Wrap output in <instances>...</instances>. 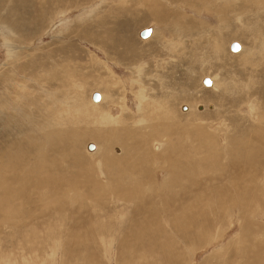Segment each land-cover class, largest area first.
<instances>
[{
	"label": "rangeland",
	"instance_id": "rangeland-1",
	"mask_svg": "<svg viewBox=\"0 0 264 264\" xmlns=\"http://www.w3.org/2000/svg\"><path fill=\"white\" fill-rule=\"evenodd\" d=\"M0 264H264V0H0Z\"/></svg>",
	"mask_w": 264,
	"mask_h": 264
},
{
	"label": "water",
	"instance_id": "water-1",
	"mask_svg": "<svg viewBox=\"0 0 264 264\" xmlns=\"http://www.w3.org/2000/svg\"><path fill=\"white\" fill-rule=\"evenodd\" d=\"M152 30L153 29L151 27L145 28V29H143L140 32V36L143 37V38H148L149 36H151ZM230 48H231L232 51H235V52L240 51L241 50V44L239 42H237V41H234V42H232ZM203 82H204L205 85H211V80H210L209 77H205L204 80H203ZM93 99L95 101H100L101 94L99 92H95L93 94ZM88 147H89V149L92 150L95 146H94V144H89Z\"/></svg>",
	"mask_w": 264,
	"mask_h": 264
},
{
	"label": "bare ground",
	"instance_id": "bare-ground-1",
	"mask_svg": "<svg viewBox=\"0 0 264 264\" xmlns=\"http://www.w3.org/2000/svg\"><path fill=\"white\" fill-rule=\"evenodd\" d=\"M57 21H58V20H57ZM57 21H56V22H57ZM56 22H55V23H56ZM120 29H121V28H120ZM152 29H153V28H152ZM141 31H142V30H141ZM141 31H140V32H141ZM153 32H154V31L152 30V33H153ZM20 34H21V33H20ZM153 34H154V33H153ZM151 35H152V34H151ZM74 36H75V35H74ZM149 37H150V36H149ZM149 37H148V38H149ZM152 37H153V36H152ZM142 38H143V37H142ZM123 39H124V38H123ZM144 39H145V38H144ZM115 42H117V45H118V46H124V44H125L124 41H123V40H120V39H119V40H116ZM231 44H232V43H231ZM115 46H116V45H115ZM115 46H114V47H115ZM230 47H231V45H230ZM115 48H116V47H115ZM241 49H242V46H241ZM234 52H235V51H234ZM237 52H239V51H237ZM43 67H44V66H43ZM211 83H212V81H211ZM218 84H219V83H217V85H218ZM220 86H221V85H220ZM212 88H216V82L213 83V87H212ZM97 92H98V91H97ZM99 93H100V92H99ZM93 94H94V93H93ZM100 94H101V99H100L101 102H100V101H95V100L93 99V97H92L93 102H95V103H96V102H100V103H102V102L105 100L104 94H103V93H100ZM138 99H139V98H138ZM108 105H109V104H108ZM111 105H112V104H111ZM109 106H110V105H109ZM109 106H108V107H109ZM110 107H111V106H110ZM201 108L203 109V107H201ZM109 109H110V108H109ZM113 110H115V107H114V106L112 107L111 111H113ZM111 114H113V113H111ZM90 144H94V143H90ZM88 146H89V145H88ZM94 146H95V147H94L92 150L89 149V147H88V150H89V151H95V149H96V145L94 144ZM154 146H155V145H154ZM95 153H99V146L97 147V151H96Z\"/></svg>",
	"mask_w": 264,
	"mask_h": 264
}]
</instances>
